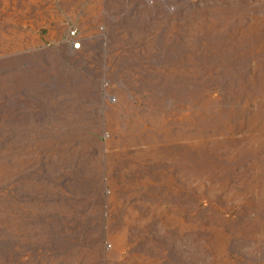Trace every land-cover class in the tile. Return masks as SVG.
<instances>
[{"label":"rangeland","instance_id":"rangeland-1","mask_svg":"<svg viewBox=\"0 0 264 264\" xmlns=\"http://www.w3.org/2000/svg\"><path fill=\"white\" fill-rule=\"evenodd\" d=\"M0 264H264V0H0Z\"/></svg>","mask_w":264,"mask_h":264},{"label":"built area","instance_id":"built-area-1","mask_svg":"<svg viewBox=\"0 0 264 264\" xmlns=\"http://www.w3.org/2000/svg\"><path fill=\"white\" fill-rule=\"evenodd\" d=\"M71 35H72V36H75V35H76V32L73 31V32L71 33ZM72 46H73V48H75V49H80V48H81V44H80L78 41H76V40L73 41Z\"/></svg>","mask_w":264,"mask_h":264}]
</instances>
